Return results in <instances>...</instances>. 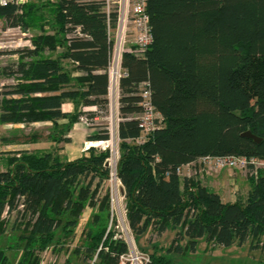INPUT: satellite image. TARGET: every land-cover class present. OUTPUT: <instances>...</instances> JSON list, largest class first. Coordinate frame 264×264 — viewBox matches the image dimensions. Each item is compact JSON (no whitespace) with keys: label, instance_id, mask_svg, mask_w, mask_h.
<instances>
[{"label":"trees","instance_id":"obj_1","mask_svg":"<svg viewBox=\"0 0 264 264\" xmlns=\"http://www.w3.org/2000/svg\"><path fill=\"white\" fill-rule=\"evenodd\" d=\"M147 6L154 41L144 58L125 54L128 76L121 83L118 175L130 228L137 237L149 229L158 237L177 230L171 246L149 255L147 264H183L171 254L195 252L200 240L213 247L250 240L257 248L264 237V169L249 177L247 198L235 202H224L177 169L206 155L264 159V0H148ZM0 18L35 32L33 47L13 51L18 62L1 70L16 83L2 93L0 124L52 122L48 138L70 141L67 134L80 116L95 115L84 107L107 108L108 75L100 71L108 66L110 42L102 6L96 0L10 2L0 4ZM77 26L86 37L73 35ZM144 80L164 123L137 143L138 85ZM66 102L73 103L71 112L63 111ZM247 131L260 141L244 136ZM39 138L35 133L28 140ZM8 152L6 169L0 167V231L5 212L16 211L25 221L20 264H39L35 250L62 239L59 232L72 234L87 206L98 212L83 260L96 254L119 264L128 246L101 219L112 215L110 189L100 198L109 152L90 148L73 160H63L57 146ZM7 259L0 250V264H11Z\"/></svg>","mask_w":264,"mask_h":264},{"label":"rangeland","instance_id":"obj_2","mask_svg":"<svg viewBox=\"0 0 264 264\" xmlns=\"http://www.w3.org/2000/svg\"><path fill=\"white\" fill-rule=\"evenodd\" d=\"M33 34H35V32L33 31L25 32L19 27H10L8 26L6 20L0 18V46L6 45V47L0 48V54H9L18 49L28 47V45H26L29 43L27 42V40H29ZM5 60L8 61L7 65L14 62L13 57H6ZM0 62H3V59H1ZM68 66L72 67L73 64L68 63ZM1 79L2 78H0V80ZM3 82H5V85L1 87L2 90L0 91V95L9 91V87L16 83V81L13 79L10 81L4 80ZM72 107L73 105H70L69 108L72 109ZM85 111L95 112V115H93V117H88V115L84 114L88 118L89 122L87 123V126L84 125L85 128H83H87L88 131L86 132L81 130L73 135L76 142L74 145L78 146V151L72 156H77L81 153L80 148H82L83 145L79 143L81 135H84L86 133L89 134L106 132L107 126L110 122L109 112L105 109H101L99 107L95 108V106H91L84 107L83 112ZM49 132L50 127L45 124L26 125L23 128H2L0 126V146L5 139L11 140L12 138H17V140H13L14 145L12 148L14 150L28 148L29 150H35L33 148L34 146L32 147L35 142L31 141V139L28 140V138L32 134L36 133L40 136V138L38 139V141H40L39 146L43 147V150H51L53 149V147H55L56 144L52 143V140L48 138ZM116 145L121 150L120 142ZM59 149L60 148L57 144V150L59 151ZM97 151L102 152L101 150ZM9 153L10 152H0V167L2 169L6 168V166L5 163L3 164V161L1 160H3L2 158H6L7 154ZM240 171L244 172V175L248 176H245V178L249 179L250 176H254V174L250 175L249 173H247L246 170ZM116 183L117 182L115 179L112 180L110 178H107L101 188L100 198H102V196L108 189L111 190L113 188L114 190H116V188H118ZM250 187L251 185L249 180H245V182L241 184V187L237 189V192L240 194V197L243 200L247 198ZM119 196V198L115 197L112 215L110 213V217H105L104 215L101 217V219H104L106 226H108V230L113 227V230L116 233V237L123 241H125V239L128 238V235H130L139 249V251H137L146 257L151 255L155 251H165L166 248L171 246L172 241L177 234V230H167L160 237L155 235L154 229H149L140 237H137L133 233V231L130 232V230L128 229V226L130 227L128 218L124 212L125 200L122 199V194H119ZM97 212L98 210H96L95 208L87 206L80 216L78 224L72 234L65 237L63 233L59 232L58 237L60 239L63 236L62 239L53 243L51 246L47 247L44 250L36 249L35 255L40 260L39 264H106L100 258H98L96 254L89 257L87 261L83 260L86 256V244L90 240L87 235L89 233V230L93 226L95 227L94 217L95 213ZM17 216L18 214L16 211L11 214L5 212L2 216V221L5 222V229L4 231H0V250H5L6 256L8 257L7 260L11 264H20V261L22 260L23 254L25 252L24 248L26 246V239L22 238L24 235H27V231H25L24 229L25 221H23V219H17ZM111 216H113V226ZM98 222L102 223V221ZM186 241L187 239L185 238L181 241V244L185 245ZM251 245V241L249 240L243 245H239L238 243H236L229 247H213L211 245H208L205 241L200 240L195 252H191L190 250L184 252L183 254L173 252L171 254V258L175 262L183 264H264V237L262 238V241L259 243V246L257 248H252ZM127 263L132 264V261H128ZM137 264H146V260L142 259L141 262Z\"/></svg>","mask_w":264,"mask_h":264},{"label":"built area","instance_id":"obj_3","mask_svg":"<svg viewBox=\"0 0 264 264\" xmlns=\"http://www.w3.org/2000/svg\"><path fill=\"white\" fill-rule=\"evenodd\" d=\"M28 0H0L1 5L8 3H25ZM102 6V10L107 16V31L110 42L109 61L105 70L100 72L108 75V91H107V108L109 112V125L107 126V139H97L85 142V150L95 148L101 151H108L109 155L106 158L105 165L109 169V178L116 180L118 188L110 190L111 205L114 209L115 197L119 198L122 194V199L126 201L125 187L118 175V164L120 160V149L116 145L121 141L118 133L119 122L121 117V97H122V79L128 76V69L124 66V56L126 53L133 54L138 58H144L147 51L151 47L154 36L151 26V17L148 11V0H96ZM116 15L114 21L113 16ZM73 35L86 37L82 33L81 27L77 26ZM6 47L0 46V48ZM5 85L3 80H0V91ZM138 95L140 96L139 105L142 107V112L139 116L142 134L135 141L143 143L148 138V135L160 128L164 123V117L157 110L153 103L151 83L149 80H144L138 85ZM3 95H0V113ZM95 108H97L95 106ZM80 120L88 123L89 120L85 115L80 116ZM199 164L206 167L208 170H221L224 168H234L246 170L250 175L258 174L260 169H264V159L256 156L249 157L244 155H206L197 159ZM191 162L188 164L195 163ZM186 164V165H188ZM185 165L178 167L177 172L184 176L183 168ZM121 199V198H120ZM122 200V201H123ZM119 202V201H118ZM23 208V204L20 205ZM125 215H127L126 204L124 206ZM130 232L132 231L128 226ZM128 246V252L121 255L120 264H132L141 262L142 259L149 261V256L146 257L140 254L135 241L128 235L125 239ZM135 244V245H133ZM136 250V251H135ZM138 250V251H137ZM132 255V256H131ZM132 257V258H129Z\"/></svg>","mask_w":264,"mask_h":264},{"label":"crops","instance_id":"obj_4","mask_svg":"<svg viewBox=\"0 0 264 264\" xmlns=\"http://www.w3.org/2000/svg\"><path fill=\"white\" fill-rule=\"evenodd\" d=\"M27 42H29L28 44H26L28 45V47H33V45H31V39L27 40ZM6 57H13L14 62L12 63H16L19 60V53L12 52L9 54H4V53L0 54V60L3 59V62H0V78H2L1 80L3 81L4 80L10 81L12 79L16 81L15 77L3 75V73L1 72L2 68L8 63V61L5 60ZM70 105H73V103L71 102L64 103L62 107L63 111L71 112L73 110V107L72 109L69 108ZM61 122H66V120H62ZM37 124H45V125H48L50 128L52 127V122H34L28 125H37ZM26 125L27 124H23V123L0 124L2 128H11V127H22L23 128ZM84 125L87 126V123L79 120L77 123L74 124L71 131L67 134V136L70 138V141L61 142L58 144V147L60 148L58 153L63 160H73L84 154H88V151L85 150V146H84L85 142L92 141L93 139L92 140L89 139V136L96 134V133H89V134L86 133L84 135H81V139L79 140V143L83 144L82 148H80L81 153L77 156H72L73 154H76L78 151V146L74 145L76 142H75L73 135L81 130L87 132L88 129L87 128L84 129L85 128ZM36 142L32 145V147L34 146L33 147L34 149L43 150V147L39 146L40 141H36ZM52 143L56 144L54 141H52ZM13 145L14 143L12 139L11 140L5 139L2 145L0 146V152L1 151L3 152L14 151V149L12 148ZM55 146H57V144ZM44 150H47V149H44ZM2 159L3 160L1 161H3V164L5 163V166H6V158H2ZM3 169H6V168H3ZM183 172H184L183 177L195 178L196 180L200 181V183L203 186L207 187L209 190H212L220 194L224 202H235L240 197V194L237 192V189L241 187V184L245 182V180L246 181L248 180V178H245V176L246 177L248 176L244 175V172L240 171L239 169L224 168L221 170H208L206 167L199 164L198 161L192 164L185 165L183 168Z\"/></svg>","mask_w":264,"mask_h":264},{"label":"water","instance_id":"obj_5","mask_svg":"<svg viewBox=\"0 0 264 264\" xmlns=\"http://www.w3.org/2000/svg\"><path fill=\"white\" fill-rule=\"evenodd\" d=\"M244 136L250 137L255 139L256 141H260V138H258L257 136H255L251 131H247L245 133H243Z\"/></svg>","mask_w":264,"mask_h":264}]
</instances>
